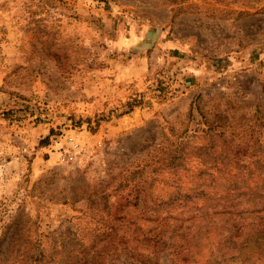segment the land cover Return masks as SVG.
Returning a JSON list of instances; mask_svg holds the SVG:
<instances>
[{
    "label": "rangeland",
    "instance_id": "obj_1",
    "mask_svg": "<svg viewBox=\"0 0 264 264\" xmlns=\"http://www.w3.org/2000/svg\"><path fill=\"white\" fill-rule=\"evenodd\" d=\"M252 155L264 0H0V264H208L211 211L180 215L192 256L145 232L176 187L223 189Z\"/></svg>",
    "mask_w": 264,
    "mask_h": 264
},
{
    "label": "trees",
    "instance_id": "obj_2",
    "mask_svg": "<svg viewBox=\"0 0 264 264\" xmlns=\"http://www.w3.org/2000/svg\"><path fill=\"white\" fill-rule=\"evenodd\" d=\"M176 156L182 158L181 155H178V152H172L170 164L176 163ZM245 167L248 170L244 172L238 170L237 173H233L231 176L228 174L226 176L221 175V178H224V183H229V185L224 186L223 189L212 190L211 193L205 187L201 189L199 183L190 185L188 188L184 187L185 190L182 189V186L176 187L169 194L166 201L168 205L165 208L170 209L168 214L171 216H162L156 227L147 229L145 235H152L145 236V246L153 248L157 246V249L159 246L165 249L175 248L178 252L186 247L187 251H185V248L183 250L186 252V256L194 255L193 248L200 247L198 240H195L198 236L193 234L188 239V234L192 231V228L196 230L200 225L192 227V224H188L186 219L181 218L180 215L188 211L191 212V210L200 211L202 209L203 212L211 211L212 220L219 221L217 222L218 230L222 229L218 232L219 242H216V246L219 247L218 252L217 250L216 252H222V254L215 258L212 255L208 264H223L225 261L238 258L249 260L251 257L249 254L264 246V158L252 155L248 158ZM172 169L176 171L178 168ZM203 191L206 192L202 193ZM198 196L204 199L203 204L197 205L194 203L190 207V201H194ZM214 198L221 200V202L218 201L214 204ZM180 204H183L184 207H179ZM185 206L187 207L185 208ZM173 207L180 209L178 212L171 213ZM157 208H163L162 203ZM246 218L249 221L248 226H245L244 223ZM239 219H243L240 224L238 223ZM246 227L249 230L246 231ZM155 230H158V232H155ZM151 242H153V245H151ZM226 248L231 251L225 250ZM144 259L146 264H161L158 261L146 258V256Z\"/></svg>",
    "mask_w": 264,
    "mask_h": 264
},
{
    "label": "built area",
    "instance_id": "obj_3",
    "mask_svg": "<svg viewBox=\"0 0 264 264\" xmlns=\"http://www.w3.org/2000/svg\"><path fill=\"white\" fill-rule=\"evenodd\" d=\"M64 159H70V158H72L73 157V154L72 153H70V152H66V153H64Z\"/></svg>",
    "mask_w": 264,
    "mask_h": 264
}]
</instances>
